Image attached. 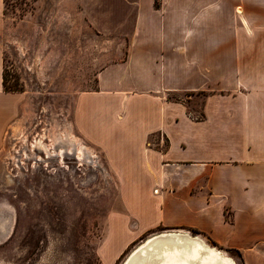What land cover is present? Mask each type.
Segmentation results:
<instances>
[{"label":"crops","instance_id":"obj_1","mask_svg":"<svg viewBox=\"0 0 264 264\" xmlns=\"http://www.w3.org/2000/svg\"><path fill=\"white\" fill-rule=\"evenodd\" d=\"M135 5L126 58L78 97L79 130L119 170L135 234L194 228L241 264H264V0ZM19 99L3 86L0 47V151Z\"/></svg>","mask_w":264,"mask_h":264},{"label":"rangeland","instance_id":"obj_2","mask_svg":"<svg viewBox=\"0 0 264 264\" xmlns=\"http://www.w3.org/2000/svg\"><path fill=\"white\" fill-rule=\"evenodd\" d=\"M135 6V0H3V75L7 88L19 92L21 125L1 149L0 203L13 207L15 222L0 243V264H119L140 240L169 230L135 234L119 170L76 123L80 93L95 88L104 65L126 58ZM185 94L192 96L188 108L199 110L200 92ZM65 130L90 148L96 166L75 154L33 161L31 143L42 137L50 147V137ZM206 242L241 264L238 253Z\"/></svg>","mask_w":264,"mask_h":264},{"label":"bare ground","instance_id":"obj_3","mask_svg":"<svg viewBox=\"0 0 264 264\" xmlns=\"http://www.w3.org/2000/svg\"><path fill=\"white\" fill-rule=\"evenodd\" d=\"M16 123L15 125L13 124L11 126V133L9 134L10 139L15 137L13 129L20 130L18 129V126L21 125V123ZM45 136V133H43V137ZM49 140L52 143L50 147L47 146L42 137L38 138L34 143H31V147H33L31 158L35 163H53V161H56L53 160L55 157L54 154H57L56 157H60V159L57 161L63 162L61 158H64V155L75 154L76 158L79 161H82V163H92L93 165L95 163V166L97 165L98 160L96 162L95 155L92 153L90 148L86 144L78 140V138L70 132L65 130L63 134H54L50 137ZM36 149H38L40 152L43 151L45 153V156L42 157L41 155H38L37 153L39 151ZM2 151H0V175L2 167V157L3 155H5L3 154L5 150ZM8 180L11 179L9 178ZM13 223V207L6 203H0V243L5 241L11 234ZM134 248L130 252H132ZM124 264L236 263L231 256L224 253V251L215 248L212 245H209L199 235L191 234L185 230H168L156 232L146 237L145 242L137 244V248L131 253Z\"/></svg>","mask_w":264,"mask_h":264},{"label":"water","instance_id":"obj_4","mask_svg":"<svg viewBox=\"0 0 264 264\" xmlns=\"http://www.w3.org/2000/svg\"><path fill=\"white\" fill-rule=\"evenodd\" d=\"M176 230H177V229H176ZM187 231H188V230H187ZM145 241H146V238L140 240L139 243H142V242H145ZM135 246H136V247H135ZM135 246H133V247H135L134 250L137 248V244H136ZM133 247H132V248H133ZM132 248H131V249H132ZM131 249H130V250H131ZM130 250H129V251H130ZM134 250H133V251H134ZM129 251H128L127 254L123 257V259L120 261L119 264H124L125 261L129 258V256H130L131 253L133 252V251H132V252H129ZM128 253H129V254H128Z\"/></svg>","mask_w":264,"mask_h":264},{"label":"trees","instance_id":"obj_5","mask_svg":"<svg viewBox=\"0 0 264 264\" xmlns=\"http://www.w3.org/2000/svg\"><path fill=\"white\" fill-rule=\"evenodd\" d=\"M3 86H4V88H5L6 90H13V89H11V88H7V86L5 85L4 75H3ZM191 231H192L193 233H198V230H196V229H194V228H191ZM228 250H229V251H232V252H236V253H238L237 255L240 256V253H239L237 250H235V249H230V248H228Z\"/></svg>","mask_w":264,"mask_h":264},{"label":"flooded vegetation","instance_id":"obj_6","mask_svg":"<svg viewBox=\"0 0 264 264\" xmlns=\"http://www.w3.org/2000/svg\"><path fill=\"white\" fill-rule=\"evenodd\" d=\"M33 148V147H32ZM36 150H38V149H36ZM39 151V150H38ZM40 152V151H39ZM40 153H43V151H41ZM67 155H70V154H66V156ZM42 156V155H41ZM45 156V155H44ZM43 157V156H42ZM1 163V162H0ZM2 208V207H1ZM13 211H14V209H13ZM14 222H15V217H14ZM13 227H14V223H13ZM12 231H13V229H12Z\"/></svg>","mask_w":264,"mask_h":264}]
</instances>
